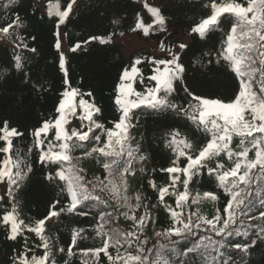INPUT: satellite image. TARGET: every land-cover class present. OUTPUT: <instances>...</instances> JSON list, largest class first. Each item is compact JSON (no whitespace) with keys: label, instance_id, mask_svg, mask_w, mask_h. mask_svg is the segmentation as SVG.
Masks as SVG:
<instances>
[{"label":"snow or ice","instance_id":"6c2138e0","mask_svg":"<svg viewBox=\"0 0 264 264\" xmlns=\"http://www.w3.org/2000/svg\"><path fill=\"white\" fill-rule=\"evenodd\" d=\"M75 4L76 0H69L63 9L59 3L49 4L48 17L57 18L55 48L58 51L61 48L58 29L66 23ZM144 7L154 17V24L145 26L143 20H139L133 31L141 30L145 36L149 35L154 26H158V31H166V18L161 10L150 7L147 3ZM210 7L211 14L202 19L192 32L204 38L209 31L228 22L227 18L232 19V26L223 40L216 60L218 64L221 60L226 62L238 81L237 93L227 102L219 98L195 95L185 86L184 90L191 97L188 107L183 108L174 103L170 97L176 91V82H183L185 67L180 63L179 54L168 48L171 59L150 58L147 61L154 67L152 74L147 77L149 83L143 90L138 91L134 86L137 80L141 84L145 83L143 73L137 67L144 62L141 58H137L130 68L122 71L115 98L120 116L113 122V127L106 128L94 119L101 109L93 100L85 99V96L91 98L92 92H81L69 83L66 58L63 53L60 54L59 67L64 73L65 90L61 93V99L55 109L57 115L53 119L45 120L34 130L33 136L35 146L39 149V162L46 166L58 165L55 174L49 173L46 179L64 183L62 191L67 195L68 204L57 210L56 204L60 201L56 200L47 215L37 220L34 226L25 225L24 221L18 218L15 205L10 212L3 215L2 222L9 226L8 239L15 241L24 232H31L41 241L38 247L45 250L39 257L20 255L18 264H54L50 259V241L45 235L46 222L53 217L59 218L62 212L89 215L90 213L84 210L88 207V201H94L96 206L101 208L102 214L97 213L99 223L95 233L100 237L102 244L98 248L80 251L84 255L92 253L96 258L103 253L109 264H230L229 248L248 253L249 248L254 246V240L241 243L230 238L246 234V229L245 232H240L246 220L259 219L264 222V207L260 209L258 216L250 215L256 206L255 200L251 198L253 185H264V0H247L246 5L239 0H212ZM221 17L226 19L222 21ZM21 27L23 22L19 15H16L11 23L0 28V34L13 38L11 30ZM14 38L20 41L17 47H28L23 37ZM91 40L107 44L111 42V37L106 39L92 36L85 43ZM80 47L81 44L77 43L71 50L75 52ZM160 47L161 50L165 49L163 42ZM178 47L184 50L187 45L179 43ZM30 50L36 51L35 48ZM14 67L24 72L22 56H15ZM141 107L155 111L183 112L210 137L206 143L194 148L193 143L182 136L179 130L170 134L169 147L175 153V159L171 167L161 170L169 174L170 184L159 189L155 181H149V184L158 191V199L167 209L171 224L164 231L155 232L157 237L163 239L152 249L145 248L147 240L144 239V233L155 220L147 205H143V214L137 216V211L142 207V197L140 194L134 197L129 195L127 179L129 175H135L134 161L145 159L139 156L138 149L132 146L130 135L133 127L132 115L135 109ZM73 118L80 121L78 128L68 127ZM97 129L100 130L99 133L96 132ZM53 130L54 138L49 140V133ZM22 135L17 128L9 127L7 121L0 125V141L3 142L0 147V153H3V158L0 159V183L7 184V195L11 199H14V189L19 187L32 171L27 154L22 156L19 151L13 152V140ZM234 136L240 138L239 151L231 147ZM88 148L91 151H88ZM76 149H84L86 156L97 154L105 176L86 179L84 169L79 166V159L72 155ZM250 153H254L251 158ZM221 154L233 161L234 166L225 169L223 164L217 162L215 167H210L209 162ZM181 157L185 158L183 166H180ZM204 169L209 175H215L219 187L228 196L223 215L221 210L217 209L216 215L211 219L201 215L198 209H190V204H198L203 199H219L213 192H197L195 195L190 192L192 177ZM180 185L182 191L178 187ZM166 196L175 197V207L166 203ZM260 196V204L264 205V192ZM109 201H114L116 208L123 210L120 214L133 222V231H125L115 225L114 213L107 211ZM201 230L210 231L218 239L207 235L197 239ZM82 231H73L68 255H73V248L77 238H82ZM260 231L264 233V227H261ZM110 248L115 249V255L110 253ZM59 251L63 252L64 249L60 248ZM226 254L229 256L228 261L224 260Z\"/></svg>","mask_w":264,"mask_h":264},{"label":"trees","instance_id":"16d2710c","mask_svg":"<svg viewBox=\"0 0 264 264\" xmlns=\"http://www.w3.org/2000/svg\"><path fill=\"white\" fill-rule=\"evenodd\" d=\"M68 2L69 0H0V28L11 23L16 15H19L23 22V27L11 30L13 38L0 34V125L7 121L9 127H15L23 133L13 140V152L19 151L22 156L26 153L32 168L26 179L14 189V199L7 195V184L0 183V264H18V257L22 254L39 257L45 251L38 247L41 241L31 232H24L15 241L8 239L9 226L2 222V217L12 210L13 205L17 209L18 218L23 220L25 225L34 226L37 220L47 215L56 200L60 201L56 204L57 210L68 204L67 195L62 191L64 183L46 179L49 173L55 174L58 165L46 166L39 162V149L35 146L33 136L34 130L45 120L53 119L57 115L55 109L61 99V93L65 90L64 73L59 67L61 53L66 58L67 78L71 86L81 92H92L93 96H85V99L93 100L101 109L94 119L106 128L113 127V122L120 116L115 98L122 71L130 68L137 58L144 61L137 67L143 73L145 83L141 84L137 80L134 85L141 91L149 83L147 77L152 74L154 67L147 61L150 58L158 59L146 49L125 56L116 43L118 38L133 32L142 35L141 30L133 31L139 20H143L145 26L154 24V17L144 7L147 3L150 7L159 8L166 18V31H158V26H154L150 29L149 37L159 42H177L179 33L191 37L187 48L179 53L185 72L183 82H176V91L170 97L174 103L183 108L188 107L191 97L184 90L185 86L195 95L219 98L226 102L232 100L238 91L237 78L226 62L221 60L219 64L216 63L223 40L232 26V19L227 18L228 22L209 31L204 38L192 32L202 19L211 14L212 0H76L68 20L58 29L60 34L63 33L66 44V50L60 48L58 51L55 48L57 18L48 17V7L49 4L59 3L63 9ZM239 2L247 4V0ZM225 19L226 17H221L222 21ZM15 36L23 37L28 47H17L20 41L15 39ZM92 36L106 39L111 37V42L101 44L99 40H91L85 43ZM59 39L61 42V37ZM77 43H80L81 47L73 52L71 49ZM32 48L36 51L32 52ZM16 55L23 57L24 72L14 67ZM132 125V146L137 148L138 155L145 159L133 163L135 175L127 177L129 195L134 197L140 194L142 197V207L137 211V216L143 214V205H147L155 220L144 233V239L147 240L145 248L152 249L163 239L157 237L155 232H162L171 224L167 209L158 199V191L149 184V181H155L157 189L170 184L169 174L161 171L171 167L175 159V153L169 147L170 134L179 130L182 136L193 143L194 148L206 143L210 137L183 112L174 110L155 111L144 107L135 109ZM79 126L80 121L76 118L68 125L69 128ZM99 131L96 130L97 133ZM53 138L54 130L48 136L49 140ZM2 146L3 142L0 141V147ZM239 146L240 138L234 136L231 147L239 151ZM87 150L91 151L90 148ZM84 151L76 149L72 155L79 159V166L84 169L86 179L103 178L105 172L99 162L100 158L95 153L86 156ZM249 155L251 158L254 153ZM2 158L3 153H0V159ZM217 162L223 164L225 169L234 166L233 161L223 154L210 161L209 166L215 167ZM184 163L185 158L181 157L180 166ZM178 187L183 190L182 185ZM189 190L193 195L197 192H213L219 197L216 201L203 199L198 204H190L191 211L198 209L201 215L209 219L216 215L217 209H220L223 215L228 196L219 187L215 175H209L206 169L202 170L200 174L192 177ZM262 192L264 185H253L251 198L255 200L256 206L250 215L258 216L260 209L264 207L260 204ZM165 201L175 207L174 196H166ZM86 203L88 207L84 210L89 212V215L62 212L59 218L53 217L46 222L45 235L50 241V259L54 264H109L103 253L96 258L92 253L84 255L80 251L98 248L102 244L100 237L95 233L99 223L97 213H101V208L96 206L94 201ZM107 211L114 213L116 226L125 231L134 230L133 222L120 214L123 210L117 209L114 201H109ZM261 227H264V222L259 219L246 220L244 227L240 229V232H245L246 229V234L230 238L241 243L255 241L248 253L229 248L230 264H264V233H261ZM81 229L82 238H77L73 255L70 256L68 248L72 245L73 231ZM206 235L218 239L210 231L203 230L197 239ZM60 248L64 251L60 252ZM109 251L112 255L116 254L115 249L110 248ZM121 251L123 252V249ZM224 260H229L227 254Z\"/></svg>","mask_w":264,"mask_h":264},{"label":"rangeland","instance_id":"374dc122","mask_svg":"<svg viewBox=\"0 0 264 264\" xmlns=\"http://www.w3.org/2000/svg\"><path fill=\"white\" fill-rule=\"evenodd\" d=\"M179 40L177 42H163L165 49L161 50V42L155 41L152 37L139 35L137 33L127 34L116 40L117 45L120 46L122 53L125 56H130L132 53L140 50L146 49L152 52L158 59H171V55L167 52L168 48H171L174 52L180 53L179 43H185L186 45L191 42V37L189 35H184L179 33ZM61 48L66 50V44L64 40V35L61 32Z\"/></svg>","mask_w":264,"mask_h":264}]
</instances>
